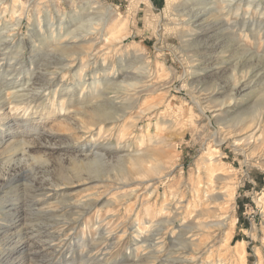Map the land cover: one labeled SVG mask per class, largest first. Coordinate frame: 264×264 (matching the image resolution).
I'll return each mask as SVG.
<instances>
[{
	"label": "rangeland",
	"instance_id": "rangeland-1",
	"mask_svg": "<svg viewBox=\"0 0 264 264\" xmlns=\"http://www.w3.org/2000/svg\"><path fill=\"white\" fill-rule=\"evenodd\" d=\"M249 1L0 0V89L26 102L0 110V138L33 141L0 148V264H264V0ZM93 143L106 158L69 160ZM209 153L230 174L228 225L183 208L145 248L147 220L207 184Z\"/></svg>",
	"mask_w": 264,
	"mask_h": 264
},
{
	"label": "bare ground",
	"instance_id": "bare-ground-1",
	"mask_svg": "<svg viewBox=\"0 0 264 264\" xmlns=\"http://www.w3.org/2000/svg\"><path fill=\"white\" fill-rule=\"evenodd\" d=\"M236 0H224V2L227 3L226 5V9L228 10L227 13H229L233 8H234V4ZM248 6L249 7H252L254 6V0H250L248 2ZM243 4V3H242ZM242 6V5H241ZM248 7V8H249ZM206 9V7H205ZM240 10V9H239ZM232 12V11H231ZM236 13V12H235ZM184 14V13H183ZM237 14L239 15V12L237 11ZM236 14V15H237ZM197 15V14H196ZM88 17V16H87ZM195 17V13L194 15H190V18L192 20V18ZM78 18V17H77ZM92 18V17H91ZM80 19V18H78ZM235 19V18H234ZM87 20V19H86ZM91 20V19H90ZM88 20V21H90ZM194 20V19H193ZM236 22V19L234 20ZM93 22V21H92ZM18 24V23H17ZM232 25V24H231ZM13 25H10L8 23H5L4 24V28L7 27V29L9 31H12L15 30L14 28H12ZM1 27V25H0ZM233 27V25L231 26ZM3 27H1L2 29ZM59 28V27H58ZM95 28V27H94ZM93 28V31L94 30ZM4 33V32H3ZM11 33V32H10ZM58 36L56 37L58 40L62 39L63 37H66L68 35L71 36V39L73 38L74 40H76L75 38H78L79 35H75L73 32L71 31H68V32H62L61 30L58 31ZM90 32H88L87 34H89ZM73 34V35H71ZM11 35V34H10ZM9 35V36H10ZM187 35V34H186ZM191 35V34H189ZM82 37V36H81ZM94 38V37H93ZM87 39V38H86ZM82 40V39H81ZM90 40V39H89ZM108 41V40H107ZM83 42V41H82ZM87 41H85L86 43ZM81 43V42H80ZM84 43V42H83ZM82 43V44H83ZM88 43V42H87ZM90 43V42H89ZM74 45L78 44V42H74L73 43ZM60 45H62L63 47V50H66L68 48V46H70V43L69 42H60ZM72 45V44H71ZM72 47V46H71ZM61 49V46L59 47ZM85 65L87 64H84L83 63V67H85ZM106 73L108 71L107 68L103 69ZM98 72V69L97 67L95 68V73ZM37 74V73H36ZM46 74V73H45ZM54 74V73H53ZM52 74V75H53ZM54 76V75H53ZM150 76V75H149ZM53 78V77H52ZM50 78V79H52ZM45 79V78H44ZM39 81V80H38ZM17 82V81H16ZM98 80H96L95 78L93 79L92 83H90V87L93 88V85L95 83H97ZM134 83V82H133ZM137 83V82H135ZM27 85V84H26ZM47 85V84H46ZM122 85V84H121ZM132 86H135V84H131ZM139 85V84H138ZM29 86V85H28ZM3 87V86H2ZM1 87V89H2ZM0 89V90H1ZM33 92V91H32ZM20 91L19 90H15L13 91L12 93H9V98H6L3 96V92L2 90L0 91V110H2L3 106L6 105V104H10L12 107H11V110L13 109H18L20 108V104L21 103H26L25 101H19V100H16L17 98H21L22 96H24L23 94H19ZM10 94H12V96L10 97ZM7 95V94H6ZM103 96V93L101 94H84L82 93L80 95L81 97V102L79 103H86L90 100H92L93 98H97V97H101ZM105 96V95H104ZM103 96V97H104ZM4 98V99H3ZM14 98V99H13ZM117 98V97H116ZM10 99V100H9ZM12 99V100H11ZM21 100V99H20ZM30 102V101H29ZM91 102V101H90ZM112 102V101H111ZM116 102V100H115ZM118 102V101H117ZM95 105V103H92ZM26 106V105H25ZM28 107V106H27ZM88 107V106H87ZM5 108V107H4ZM84 108V107H83ZM25 109V107H24ZM64 109V107H63ZM62 109V110H63ZM83 111V110H82ZM94 111L98 112V109L95 107L94 108ZM18 112L19 109H18ZM25 113V112H24ZM16 114V112H15ZM17 116V115H16ZM108 117V116H107ZM117 117V116H116ZM118 118V117H117ZM248 118V117H247ZM244 119V118H243ZM254 135V133H253ZM228 138V137H227ZM224 139V138H223ZM38 140V139H37ZM225 140V139H224ZM31 140H28L26 141L25 139H18L17 141H13L12 139H8V140H3V138H0V148L1 147H5V148H8L10 150H12L13 148H15V150L18 152L17 148L18 146L20 145H23V149L21 151V154L22 156L24 157L25 155H27L29 153V150L28 151V145H31ZM37 142V141H36ZM234 145H239L240 142L239 140H234ZM232 143V144H233ZM27 148V149H26ZM98 143H93V145L84 153V154H81V155H72V156H69V160L74 162L75 165L77 164H80V165H85V164H92L93 162H96L97 159H100V158H106L107 155H104L102 153H100V151H98ZM142 147H140V149L136 150V151H139L141 152ZM9 150V151H10ZM15 151V152H16ZM14 152V153H15ZM10 157L13 159V155L15 156V154L13 153H10ZM17 155V154H16ZM217 156V155H216ZM215 155L213 154H207L205 156L202 157V163L204 164V166L206 167V181H207V184L205 185L204 182L202 181V178L200 176H198V182L196 183L195 187H194V191H193V196H192V199L191 201H188V203H186L185 206H181L182 203H183V199H180L179 200V205H176L174 206L175 208V211H173V215H169V216H166V217H163V218H156V219H149L147 220V224H146V227H145V230L143 231L144 233V238L141 240V241H144L146 243V245L144 246L145 248H154L156 246H160L161 244H163L164 242H161V241H155L154 238L160 234L166 227H170L171 225H173L175 223V221L177 220L176 219V216L178 214H180L181 210H183V208H186L190 218L192 219H198V223L200 225V227H202V229H212V228H215V227H225L228 225V212H229V209L230 207H232L233 205V202H234V190L228 186L227 182L230 180V174L225 172V169L221 166L220 164V160H218V158L216 157ZM11 161V160H10ZM86 161V162H84ZM66 162V161H65ZM87 166V165H86ZM154 168H157V166H154ZM200 169V168H198ZM94 172V171H93ZM199 172V171H198ZM37 172H35L34 174H36ZM199 174V173H198ZM2 176H5L6 174L2 173L1 174ZM95 175V174H94ZM96 177H99V175H95V176H91V177H88V179H93V178H96ZM108 177V176H107ZM96 180V179H94ZM58 184V183H57ZM55 184V185H57ZM221 184H223L222 186H220ZM149 202V201H147ZM185 202V201H184ZM208 204V206L206 205ZM89 205V204H88ZM211 205V206H210ZM81 206V205H80ZM79 207V206H78ZM171 208H172V205L170 202L168 201H165L163 204H162V207H161V210H160V214L162 216H164L165 213L167 212H170L171 211ZM10 212H11V209H10ZM0 213H6V214H9L8 213V210L6 209V207H2V209H0ZM151 213L148 212V216L151 217L150 215ZM183 215V214H182ZM38 216V215H37ZM153 218V217H152ZM155 218V217H154ZM6 218V216H2L0 215V228H2V221H4ZM5 223V221H4ZM10 223V222H9ZM8 224V223H7ZM183 225H181L182 227H185L186 229H189V230H192L193 226H192V222H190L189 224L186 223V221H183L182 223ZM187 224V225H186ZM231 225V224H230ZM233 227V226H232ZM197 228V227H196ZM3 229V228H2ZM24 229V228H23ZM4 230V229H3ZM17 230V229H16ZM34 230V229H33ZM196 230H199V229H196ZM6 231L5 232V235L7 234V231L9 230H4ZM170 231V230H169ZM2 231H0V236H2ZM14 232V230H13ZM17 232H20L21 233V230H17ZM9 233V232H8ZM108 233V232H107ZM169 233V232H168ZM11 234V233H10ZM9 234V235H10ZM4 235V236H5ZM13 235V234H12ZM173 236V235H172ZM3 238V237H2ZM108 238V237H107ZM157 238V237H156ZM173 239V238H172ZM196 238H193L192 241L195 242ZM18 243V242H17ZM201 243V242H200ZM23 243H19V245L17 246H14L15 248H18V250L20 249V252H22L23 247H19L20 245H22ZM185 245V244H184ZM194 245V244H193ZM242 245V244H241ZM141 246V245H140ZM164 246V245H162ZM159 247V251H161V247ZM186 246H190V243H187ZM27 247V246H26ZM242 247V246H240ZM158 248V247H157ZM144 249V248H143ZM156 251V250H155ZM244 251V249H243ZM2 249H0V259H2L3 255H2ZM11 252V251H10ZM149 253V252H148ZM160 253V252H159ZM18 255V254H17ZM33 257V256H32ZM152 258H156L155 256L153 255H148L147 256V260L148 261H151L150 259ZM16 259V258H15ZM33 259V258H31ZM145 259V260H146ZM159 263L160 264H168L169 261L167 260H162L161 258H157ZM7 260V259H6ZM13 260V259H12ZM179 260V259H178ZM188 260V259H187ZM34 261L35 258H34ZM32 261V262H34ZM154 261V260H153ZM186 261V258L185 260ZM146 262V261H145ZM188 262V261H187ZM134 264V263H133ZM136 264V263H135ZM207 264H210V262L208 261ZM212 264V263H211Z\"/></svg>",
	"mask_w": 264,
	"mask_h": 264
}]
</instances>
